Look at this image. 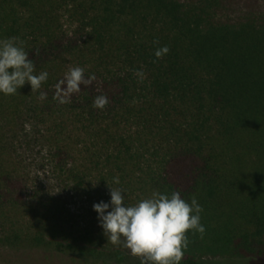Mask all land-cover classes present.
Here are the masks:
<instances>
[{
    "label": "trees",
    "instance_id": "1",
    "mask_svg": "<svg viewBox=\"0 0 264 264\" xmlns=\"http://www.w3.org/2000/svg\"><path fill=\"white\" fill-rule=\"evenodd\" d=\"M9 37L49 75L0 96V264H140L71 219L68 201L95 216L109 188L127 206L153 191L197 200L205 231L186 233L180 264L264 258V0H0ZM77 66L95 80L57 104ZM32 167L48 186L27 206Z\"/></svg>",
    "mask_w": 264,
    "mask_h": 264
},
{
    "label": "clouds",
    "instance_id": "2",
    "mask_svg": "<svg viewBox=\"0 0 264 264\" xmlns=\"http://www.w3.org/2000/svg\"><path fill=\"white\" fill-rule=\"evenodd\" d=\"M167 52V46L159 47L154 56L159 59ZM134 74L143 78L142 72ZM48 75L47 71L35 74L34 63L19 37L0 39V96L17 95L26 83L31 92H38ZM93 80L94 74L85 78L83 68L71 67L56 82L53 100L60 105L69 103L71 96L81 91V85L88 86ZM36 99L45 101L47 95L39 92ZM107 103V96L99 95L92 106L102 110ZM113 183L119 184L118 178ZM109 189L108 202L92 205L99 227L114 246L123 238V246L130 255L140 258V264H180L188 246L186 233L194 231L202 236L205 231L200 223L202 208L194 197L188 202L177 191L170 195L153 191L150 197L127 206L122 189Z\"/></svg>",
    "mask_w": 264,
    "mask_h": 264
},
{
    "label": "rangeland",
    "instance_id": "3",
    "mask_svg": "<svg viewBox=\"0 0 264 264\" xmlns=\"http://www.w3.org/2000/svg\"><path fill=\"white\" fill-rule=\"evenodd\" d=\"M28 171V176H24L21 181L22 187V198L24 202H26L27 206L31 204L33 206V191H35V187H45L48 186L46 182V176L42 174L39 169L30 168ZM85 199H72L68 201L67 208L70 211L71 219L75 220L78 223V227H82L85 221L91 219L92 221H97L96 226L98 227L99 222L97 219V215H93L90 217V212H87L89 209ZM28 202V203H27ZM30 203V204H29ZM87 206V207H86ZM94 219V220H93ZM206 261L209 264H264V258H252L246 260H228L224 258H208Z\"/></svg>",
    "mask_w": 264,
    "mask_h": 264
}]
</instances>
